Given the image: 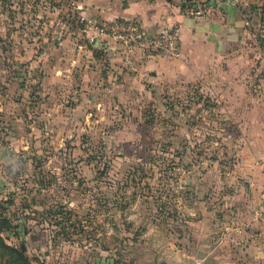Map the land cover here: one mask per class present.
Segmentation results:
<instances>
[{"label": "rangeland", "instance_id": "rangeland-1", "mask_svg": "<svg viewBox=\"0 0 264 264\" xmlns=\"http://www.w3.org/2000/svg\"><path fill=\"white\" fill-rule=\"evenodd\" d=\"M81 3L0 0V264H264V6L242 50L161 73Z\"/></svg>", "mask_w": 264, "mask_h": 264}, {"label": "crops", "instance_id": "crops-1", "mask_svg": "<svg viewBox=\"0 0 264 264\" xmlns=\"http://www.w3.org/2000/svg\"><path fill=\"white\" fill-rule=\"evenodd\" d=\"M81 4L87 16L93 19L135 20L153 37L178 28L181 38L179 57L172 58L148 50L136 53L145 69L153 68L162 73L172 70L173 65L186 72L196 69L201 60L211 57L224 59L242 50L247 41V26L256 18L248 13L247 7L260 8L264 6V0H82ZM192 10L203 12L192 14ZM102 42L105 50L110 49L114 54L120 52L127 55L125 58L134 56L137 50ZM244 178L247 202L256 208L261 203L264 210V167H251ZM255 211L261 216L264 226V211ZM257 253L260 259L262 255L259 251ZM254 261L256 259H252V263Z\"/></svg>", "mask_w": 264, "mask_h": 264}, {"label": "built area", "instance_id": "built-area-1", "mask_svg": "<svg viewBox=\"0 0 264 264\" xmlns=\"http://www.w3.org/2000/svg\"><path fill=\"white\" fill-rule=\"evenodd\" d=\"M202 10L194 11L192 14H202ZM90 27L92 40L100 39L111 44H120L126 48L145 47L148 51L160 53L169 57L180 56V31L178 28L161 32L158 36H150L143 26L135 20L114 19L99 21L97 19L87 20Z\"/></svg>", "mask_w": 264, "mask_h": 264}, {"label": "trees", "instance_id": "trees-1", "mask_svg": "<svg viewBox=\"0 0 264 264\" xmlns=\"http://www.w3.org/2000/svg\"><path fill=\"white\" fill-rule=\"evenodd\" d=\"M3 213V212H2ZM0 218H6V217H3L2 215L0 216ZM1 220V219H0ZM11 249V248H10ZM18 254V252H17ZM12 259L13 260H16V261H19V264H29V261L27 259H25V257H23L22 255V258H16L13 254L11 255Z\"/></svg>", "mask_w": 264, "mask_h": 264}]
</instances>
